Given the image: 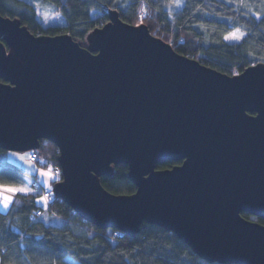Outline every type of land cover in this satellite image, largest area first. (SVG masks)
Here are the masks:
<instances>
[{"label":"water","instance_id":"1","mask_svg":"<svg viewBox=\"0 0 264 264\" xmlns=\"http://www.w3.org/2000/svg\"><path fill=\"white\" fill-rule=\"evenodd\" d=\"M85 40L0 15V149L53 143L54 197L101 230L152 224L207 263L264 264V225L241 215L264 219V63L229 76L117 16ZM117 165L133 194L102 187Z\"/></svg>","mask_w":264,"mask_h":264},{"label":"trees","instance_id":"2","mask_svg":"<svg viewBox=\"0 0 264 264\" xmlns=\"http://www.w3.org/2000/svg\"><path fill=\"white\" fill-rule=\"evenodd\" d=\"M38 1L51 5L63 23L43 25L39 12L27 0H0V15L18 19L34 35L67 33L81 44L86 43L90 31L117 16L131 25H146L176 53L229 76L264 63V0ZM235 30L244 37L228 42L225 37ZM5 152L0 149V185L23 186L26 172L9 162ZM36 153L41 168L59 166L53 143L41 141ZM176 164L179 162L166 161L156 168L170 169ZM60 179L59 172L54 183ZM100 183L116 195H130L136 190L125 165L114 166L110 176L100 177ZM39 198L37 194L15 193L9 210L0 211V264H221L205 262L174 233L152 224L143 223L134 237L119 233L114 240L108 239L118 231L101 230L82 220L57 198L51 203L54 215L45 212L33 220L43 208ZM255 221L264 225V219Z\"/></svg>","mask_w":264,"mask_h":264},{"label":"rangeland","instance_id":"3","mask_svg":"<svg viewBox=\"0 0 264 264\" xmlns=\"http://www.w3.org/2000/svg\"><path fill=\"white\" fill-rule=\"evenodd\" d=\"M27 1H29L31 4H33L35 6V8L37 9V11L40 14L39 20L43 25H51V24L60 25L63 23V20H62L60 14L58 12H56L51 5L44 3V2H41V1H38V0H27ZM233 34L240 36V39L239 40L232 39ZM227 37H228V39H226V40L228 42H238L244 37V34H243V32H241L239 30H235L231 34H229ZM29 154H30L29 151H27V152L6 151L5 152V158L9 162L19 166V168H21L24 172H26L28 174L35 173V171L36 172L40 171L38 175L36 174L37 180L39 181V183L44 188L51 190L54 181L58 178V174L53 173L50 168H48V169L41 168L37 162L29 161ZM25 181L26 182L23 186L12 187V188L26 189L27 194L31 193V194L36 195L37 193L33 190L31 183L28 180H25ZM6 187H11V186H6ZM16 193L25 194L24 192H16ZM12 194L13 193H11V192L0 193V195L10 196L11 201H12ZM39 200H42V199L39 198ZM42 202L44 203L43 200H42ZM10 205H11V202L8 204L7 208H4L3 207V201L0 200V211L1 212H7L9 210ZM250 220H255V218L250 217Z\"/></svg>","mask_w":264,"mask_h":264},{"label":"built area","instance_id":"4","mask_svg":"<svg viewBox=\"0 0 264 264\" xmlns=\"http://www.w3.org/2000/svg\"><path fill=\"white\" fill-rule=\"evenodd\" d=\"M41 158L40 156L36 153V151H30V154H29V161L31 162H37L39 161ZM52 170L53 173L57 174L59 173L60 171V168L58 166H53L50 168ZM24 178L27 179L32 187H33V190L40 196V198L44 201L43 203V208L42 210H39L35 213L34 217H33V220L34 219H37L39 218L43 213L45 212H49L51 213L52 215L53 212H52V209H51V203L54 199V196L51 192V190L49 189H46L44 188L40 183L39 181L37 180L36 177L34 176H31V175H26L24 174ZM69 224H73V225H76V226H79V227H82L83 229H86L87 227L82 225V224H78V223H74V222H71L69 221L68 222ZM91 231V230H90ZM94 231V230H93ZM120 232H116V234L114 236H107L108 239H111V240H114L115 237L118 236ZM121 234V233H120Z\"/></svg>","mask_w":264,"mask_h":264},{"label":"snow or ice","instance_id":"5","mask_svg":"<svg viewBox=\"0 0 264 264\" xmlns=\"http://www.w3.org/2000/svg\"><path fill=\"white\" fill-rule=\"evenodd\" d=\"M225 39H228V37H225ZM232 39H236L239 40L240 36L233 34ZM3 192H11L13 194H15L16 192H24L25 194H27L26 189H17V188H12V187H6L3 185H0V193ZM0 200L3 201V207L7 208L8 204L11 202V197L10 196H4V195H0Z\"/></svg>","mask_w":264,"mask_h":264},{"label":"crops","instance_id":"6","mask_svg":"<svg viewBox=\"0 0 264 264\" xmlns=\"http://www.w3.org/2000/svg\"><path fill=\"white\" fill-rule=\"evenodd\" d=\"M20 169H21V168H20ZM21 170H22V169H21ZM22 171H23V170H22ZM39 172H40V171H37V172L35 171V173H31V175H34L35 177H37L36 174L38 175Z\"/></svg>","mask_w":264,"mask_h":264}]
</instances>
